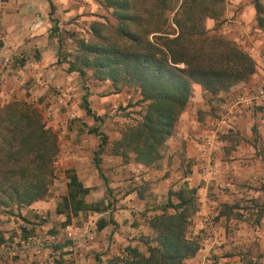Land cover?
<instances>
[{
    "label": "crops",
    "instance_id": "obj_1",
    "mask_svg": "<svg viewBox=\"0 0 264 264\" xmlns=\"http://www.w3.org/2000/svg\"><path fill=\"white\" fill-rule=\"evenodd\" d=\"M251 2L252 0L233 2L242 7L235 20L245 22L240 33L250 43L249 47H252L253 40L261 39L259 29H255L258 23ZM50 4L58 6L57 13H63V16L71 15L75 8L73 0H0V57L5 56L7 59L11 55L9 63H14L16 58L13 55L16 54L25 59L20 68L6 71L0 61V107L16 98L33 103L37 97H41L39 101L43 100L45 103L49 99L46 89L50 85L77 87V75L67 74L54 65L58 38L52 35ZM64 10L67 11L65 14ZM211 25L213 24L208 22V27ZM250 28L258 35L250 34ZM10 71L12 74L8 75L7 72ZM262 80L263 77H255L248 83L237 84L228 92L218 95H211L199 85H192L190 99L166 142L159 167H143L131 161V168L123 164L116 169L119 177L114 186L119 188L114 191L116 202L112 205H115L116 210L109 217L117 224V229L113 230L106 223L100 230L89 225L80 229L81 234L88 229V242L77 256L72 257L63 252V242L60 246L50 248L52 243L60 241L61 228L57 237L49 235L43 245V264H52L54 257L60 258L55 264H110L108 260L113 255H120L127 249H135L147 255L146 250L135 241V236L137 238L141 233L153 234L149 227H143V223L151 215L159 213L154 210L165 202L163 200L169 189L178 190L184 183L197 190L198 210L192 217L190 236L200 245L196 255L185 264H264V108L257 99L259 87H254ZM99 85L88 92L87 99L89 108L96 116L111 111V105L118 99H123L120 94H103V91L112 89L108 82H99ZM23 92L30 93V96L22 94ZM241 96L248 101L253 100V103H240L238 100ZM80 115L89 117L84 110H80ZM59 121L61 120L55 117L52 123ZM227 128L243 139L226 155L224 149L221 150V146H226V141L216 139L215 143L213 139ZM82 139L83 136H73L65 140L67 154L63 158L69 159L70 165L72 164L77 182L84 189H89L90 187L84 186L81 178L84 173L79 160L87 153L86 142ZM116 139L117 136L114 140ZM215 145L216 152L209 164L203 151H208L207 146ZM92 149H98L96 141ZM107 159L111 162L120 160L115 156H107ZM94 171L96 175L98 172L96 169ZM128 178L131 179L126 181ZM135 181L138 185L147 183L149 197L138 196L135 184L128 186L129 182ZM123 188H127L126 191L129 192L126 193ZM243 197L244 200H241ZM102 202L108 206L106 199ZM85 203H89L87 199ZM144 207L152 210L143 212ZM55 209L56 200L50 198L19 208L20 217L15 219L35 222L38 220V212H50L52 218L48 220L47 227L52 229L57 227V222L63 221L61 215L52 216ZM109 212L110 210L106 211ZM71 222L74 223V220ZM17 225L11 221L0 227V243L19 233ZM111 231L115 241L113 243L105 241ZM4 264L35 263L31 254L25 252Z\"/></svg>",
    "mask_w": 264,
    "mask_h": 264
},
{
    "label": "trees",
    "instance_id": "obj_2",
    "mask_svg": "<svg viewBox=\"0 0 264 264\" xmlns=\"http://www.w3.org/2000/svg\"><path fill=\"white\" fill-rule=\"evenodd\" d=\"M101 4L111 11L116 25L93 23L90 30L95 40L78 42L77 54L68 62V73L84 78L85 71L90 70L95 80L110 81L115 93L124 87L138 92L139 99L129 107H142L139 119L121 132L111 154L124 161L133 156L138 165L157 167L190 99L192 85L211 95L228 92L255 74V62L241 48L205 29L206 19L218 20L223 15L225 0H150L149 9L142 11L131 0H102ZM253 6L261 25L263 9L258 0ZM58 43L60 50L59 38ZM87 99L86 90L81 98L86 115L101 122ZM98 129L90 131L100 139L93 161L105 179L98 157L108 142ZM57 153L55 133L32 104L11 101L0 107V208L11 204L27 207L42 201ZM68 189L64 204H76L79 208L74 210L78 212L84 208L78 198L87 195L89 189L74 176ZM196 194L197 190L186 183L177 191H169L166 202L154 210L159 213L149 219L153 237L146 241L147 255L124 250L127 257L121 264H185L193 258L200 249L188 235L198 210Z\"/></svg>",
    "mask_w": 264,
    "mask_h": 264
},
{
    "label": "rangeland",
    "instance_id": "obj_3",
    "mask_svg": "<svg viewBox=\"0 0 264 264\" xmlns=\"http://www.w3.org/2000/svg\"><path fill=\"white\" fill-rule=\"evenodd\" d=\"M102 0H73L75 7L73 13L71 15H62L58 12V6L53 5L52 10H50V17L52 16V25L53 28H57V32L54 31L52 35L55 38L60 39V50L58 49L57 57L55 61V66L61 68L63 72L68 73L69 65L68 62L73 60V57L77 54V46L79 41L84 42H91L94 41L95 38L90 30L91 25L95 22L115 26L116 21L113 18L111 11L105 9L102 4ZM138 10L142 9H149L150 7V0H131ZM254 0H252L253 2ZM235 0H225L224 12L223 15L218 18V20L213 19H206L204 22L205 29L210 32V34L218 35L225 40L229 41L231 44L241 48L245 52H247L250 57L254 60L256 71L255 74L244 83L250 82L252 79L263 77V80L259 84H255L254 87H259V89H264V0H258L259 4L261 5L263 12L260 16L262 18V24L257 25L255 29H259L261 39H255L252 42V47L250 43L244 40L241 37L240 30L244 28V21L235 20L237 17V12L240 11L242 8L240 4H234ZM251 2V3H252ZM240 3V2H238ZM52 4V3H51ZM234 6L236 8H234ZM67 11L64 10V14ZM208 22H211L210 27H208ZM247 22V21H246ZM257 22V21H256ZM258 23V22H257ZM174 29V25L172 26ZM253 28H250V34H256L255 31H252ZM244 35V34H243ZM259 35V36H260ZM59 44V43H58ZM59 48V45H58ZM250 48V49H249ZM10 56L8 55L7 59L5 56H1L0 61L3 65L4 71L6 70H14L15 68H20V66L24 63L25 59L20 58L19 54L13 55L14 63L10 62ZM9 60V61H8ZM19 65V66H18ZM9 68V69H7ZM8 75H11V71L7 72ZM75 74L78 76L77 79V87L73 88L72 86H48L46 92L48 94V100L44 103V101H39L37 97L36 101L32 104L41 114L42 120L45 125L50 128L56 135L57 138V145H58V153L57 156L54 158L53 163L51 165L52 175L50 177V183L48 184V191L46 193L45 198L42 200L54 198L56 200V209L53 212L52 216L57 214L61 215L63 221H54L57 222L56 228L49 229L48 235L57 237L60 234L61 228H63L66 224L70 223L71 220H74V223L78 229H82L85 226H95L98 230H100V226L106 224H110L113 230H116V223L111 219V213H113L115 209L112 206L116 202V195H114V191L116 188L118 189L119 186L116 185V179L119 177V173L116 172V169L123 164H127L128 167H132L130 164L133 161V156L129 158V160L124 161L122 158L118 157L120 160L117 162H111L107 159V156H113L111 154V147L112 144L119 140L121 132L129 125L133 124L135 120L139 119L138 113L142 110L141 106L137 107H129L134 104L138 99L139 95L138 92L133 87H124L121 88L118 93H115V89L112 86L110 81L108 82L111 85V90L109 89L103 91V94L107 95H122L123 99H118L114 105L112 106L111 111H106V113H102L101 115L97 116L101 118V122H94L90 117H82L80 115V110H83L81 98L84 95L85 91L88 92L93 89L94 87L100 86L99 82L92 77V71L86 70L85 77L81 78L78 73H70ZM103 82V83H104ZM25 85V84H24ZM103 85V84H102ZM65 90L70 97V101L66 103V105H59L57 103L58 98V91ZM78 89V90H77ZM250 89V88H249ZM256 90V89H255ZM27 91V89H26ZM26 96H30V93L23 92ZM12 101H20L25 102L23 99L16 98ZM11 102V101H10ZM28 103V102H27ZM54 108H51V107ZM58 117L61 121L52 123L54 118ZM62 124V125H61ZM95 127H98V133L104 134L107 137L108 146L106 147L105 151L99 155L98 159L100 161V168L103 171V175L105 179H102L98 173L95 175L94 169H96L93 156L94 152L98 149L93 151L92 146H94V141H96L99 145L100 139L98 136L91 134L90 131L93 130ZM77 136L78 138L83 136V139L87 145V153L79 160L80 167L83 169V184L84 186L90 187L89 190L92 192L89 193L87 196L81 195L79 196L78 200L83 203L84 208L75 212L74 209H78L77 205L69 204V207H66L64 204V198H68V184L71 177H75L74 170L72 169V164L70 165L69 159H64L63 155L67 154L65 152L64 141L70 139V137ZM118 139L114 140L115 137ZM239 138V139H238ZM217 141H226V146H221V150L224 149L225 154H228V151L234 146L238 145V141L243 139L238 134H236L233 130L227 128V130H222L218 137L216 135L213 141L216 143ZM80 141V139H79ZM81 142V141H80ZM84 142V143H85ZM210 155L208 157H204L209 164L213 160V155L216 152V145L215 146H207ZM84 151V150H83ZM164 152V151H163ZM116 157V156H115ZM161 161V160H160ZM160 163V162H159ZM144 167V166H143ZM159 167V164L158 166ZM157 167H150V168H157ZM131 171L129 175H131ZM132 178V177H131ZM131 178L126 179L129 180ZM135 184V188L138 196H147L149 197L148 187L146 182H142L141 185H138L137 181L135 183L129 182L128 186ZM193 188V187H191ZM131 189L130 187L128 188ZM126 191L127 188H123ZM169 191H173L169 189ZM165 195V200H167L168 193ZM177 191V190H174ZM101 192L103 196L101 197ZM197 196V194H196ZM245 197L241 198L244 200ZM85 199L89 203H85ZM106 199L108 206L103 205L102 200ZM198 199V197H197ZM91 202V203H90ZM164 202V203H165ZM163 203V204H164ZM162 204V205H163ZM255 206V204H253ZM26 206H22L20 208H25ZM75 207V208H74ZM146 212L147 210H152L151 208L144 207ZM18 209L16 205L11 204L8 207H1L0 208V227L4 224L18 221L15 218H19L20 215L18 214ZM107 210H110L109 213H106ZM48 220L51 217L50 212H47ZM152 217V215H151ZM150 217V218H151ZM192 221V220H191ZM149 227V220H146L143 223V227ZM150 228V227H149ZM188 229V235L192 234V231ZM112 231L108 233L107 237L105 238L106 242L110 241L113 243ZM153 237L149 234L141 233L140 236L136 238L140 246L146 250V241H149ZM193 238L192 236H190ZM82 238V237H81ZM60 241L58 243H52L50 248L53 246H60L61 242L64 241L63 236H59ZM200 246V245H199ZM46 249V248H45ZM125 249V247H124ZM124 252V251H123ZM100 254V253H97ZM95 258V256H94ZM98 259V258H97ZM123 257L122 253L120 255H113L111 260L109 259L108 262L110 264H121ZM2 264L6 263L3 259L0 258V262ZM8 262V261H7Z\"/></svg>",
    "mask_w": 264,
    "mask_h": 264
},
{
    "label": "built area",
    "instance_id": "obj_4",
    "mask_svg": "<svg viewBox=\"0 0 264 264\" xmlns=\"http://www.w3.org/2000/svg\"><path fill=\"white\" fill-rule=\"evenodd\" d=\"M257 99L259 103L264 108V89H259L257 91ZM70 101L65 90L58 91L57 103L59 105H66ZM240 103L252 104L253 100L246 99V97H239ZM226 125V121H222ZM204 157L210 155L209 152L203 151ZM38 220L35 222H25L18 220L17 231L19 232L16 236L7 239H4L0 243V258L4 261H9L13 259L18 254L28 252L31 254L32 261L35 264H43L42 262V248L43 245L47 242L49 228L48 225V216L46 212H38ZM63 236V252L69 254L72 257H75L83 249V247L88 242V229L81 234L82 231L78 229L75 223L70 222L62 228ZM82 237V238H81ZM122 257H127L126 253L122 252ZM59 257H54L52 264H55L56 261H59Z\"/></svg>",
    "mask_w": 264,
    "mask_h": 264
}]
</instances>
